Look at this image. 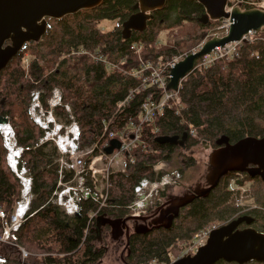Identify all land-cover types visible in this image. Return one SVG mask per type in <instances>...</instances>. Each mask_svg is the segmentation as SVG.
Here are the masks:
<instances>
[{
  "label": "trees",
  "instance_id": "obj_1",
  "mask_svg": "<svg viewBox=\"0 0 264 264\" xmlns=\"http://www.w3.org/2000/svg\"><path fill=\"white\" fill-rule=\"evenodd\" d=\"M240 1L248 5L249 0ZM137 3L138 0H104L94 9L60 19L48 18V30L43 38L26 44L21 56L3 70L0 78V211L12 214L24 199L22 179L8 161L9 149L1 129L3 121L13 126L17 146L23 148L19 169L26 168L33 182L27 216L14 232L16 239L0 240V258L5 260L0 264L96 263L98 258L90 251L88 242L92 240L90 230L97 220V217L91 220V216L100 203L92 197L83 198L81 210L74 215L54 203L59 182L69 183L75 172L63 170L61 174L60 151L55 141L42 142L48 131L35 120L31 108L39 93L45 110H51L49 101L59 89L62 101L53 108L54 116L64 125L79 124L82 150L102 138L107 127L104 119L109 122V130L100 141L102 148L110 140L108 132L126 126L129 119L139 122L142 104L148 98L159 99L164 93L157 84L145 80L150 71L139 72L146 61L164 64L182 51L181 40L173 45L162 44L161 33L170 25L203 24L198 18L206 10L197 0H168L163 9L153 12L154 18L149 20L145 31H134L129 39H124L123 23L137 11ZM106 19L115 22L107 30L101 26ZM209 25L212 23L205 26ZM253 33V37L249 34L242 40L233 57L218 59L202 71L195 69L183 79L180 96L185 106L180 114L176 113V108H168L154 121L143 125L144 143L127 155L128 170L109 176V195L102 211L114 207L127 209L137 198L136 187L144 179L161 181L169 173L164 169L156 171L155 165L170 161L179 146L159 143L157 138L161 135L182 136L191 123L197 128L198 136L189 135L190 146L204 140L217 146L216 141L222 135H228L233 143L247 136H264V33ZM134 45L140 51L132 48ZM136 89L120 112V102ZM226 186L228 188V179ZM231 194L230 191L217 192L215 198L218 201L232 198ZM203 205L200 207L214 209L211 202ZM233 206L236 207L234 197ZM210 211L204 213L205 218ZM4 232L0 217V238ZM174 242L166 243L163 236L157 234L149 244L137 243L135 264L169 261L168 248ZM23 250L28 253L26 257ZM179 252L176 250V254Z\"/></svg>",
  "mask_w": 264,
  "mask_h": 264
},
{
  "label": "water",
  "instance_id": "obj_2",
  "mask_svg": "<svg viewBox=\"0 0 264 264\" xmlns=\"http://www.w3.org/2000/svg\"><path fill=\"white\" fill-rule=\"evenodd\" d=\"M197 1L206 10L198 18L201 23L208 25L214 20L229 19L230 29L224 36L216 35L206 41L199 51L191 52L177 62L171 68L172 76L167 86L168 90L180 91L183 79L196 69L197 61L210 54L216 47L225 46L231 42H241L253 31L260 32L264 28V9L249 8L244 10L236 6L228 11L230 0ZM103 2L104 0H0V78L3 70L27 43L38 42L43 38L48 30V18L60 19L81 10L97 8ZM167 2L168 0H138L135 5L137 11L123 23L124 39H129L134 31H145L149 20L154 18L153 12L163 9ZM7 41H11V44L6 45ZM2 123L12 126L7 121ZM13 132L14 135H5L6 145L9 147V161L11 153L9 141L17 149L23 151L22 147L17 146L14 128ZM188 137V132L182 136L161 135L157 141L162 144L169 143L186 148ZM44 140H48V138ZM216 143L219 147L214 149L209 157L208 178L211 185L203 190H197L194 196L186 198L185 204L192 202L196 197L209 195L222 177L229 173L242 172L250 176L262 174V170H264V136H247L233 143L228 135H222ZM120 147L121 142L118 139H112L111 144L105 150L107 154H112L115 149ZM18 156L16 155L17 158ZM10 166L12 167V165ZM24 170L27 169L24 168ZM20 172L22 173V170ZM25 194L24 188L23 198H25ZM176 208L179 209L180 205H177ZM101 218V216H97L98 228ZM235 224L232 223L227 227L215 230L208 243L202 246L195 255L178 259L173 264H214L220 259L230 262L237 261L240 264L252 260L264 262V234L254 229L233 233ZM226 236H228L227 239H225Z\"/></svg>",
  "mask_w": 264,
  "mask_h": 264
},
{
  "label": "flooded vegetation",
  "instance_id": "obj_3",
  "mask_svg": "<svg viewBox=\"0 0 264 264\" xmlns=\"http://www.w3.org/2000/svg\"><path fill=\"white\" fill-rule=\"evenodd\" d=\"M8 44H11V41H7L6 45ZM22 50L15 58L21 56ZM188 142L189 137L186 141V148L178 145L179 153H182L177 158L179 168L172 170L173 177L170 180L164 183L159 181L164 186L159 187L156 194L151 195L145 207H140L138 200L135 199L125 210L114 207L98 215L102 217L99 221L100 226L98 228L96 220L90 230L92 240L88 242L90 251L98 258L97 264H135L138 253L137 243L142 246L149 244L157 234L162 235L166 243L175 241L167 252L172 264L183 257L195 255L202 246L208 243L215 230L232 223H236L233 233L254 229L264 234V170L262 174L259 173L256 176L244 173V179L236 181L245 192L233 189L235 188L232 185L235 173H229L222 177L209 195L196 197L192 202L185 204L186 198L194 196L197 190H203L211 185L208 178L210 163L207 166V174L192 176L184 174L188 163L189 167L195 165L194 157L197 146H190ZM202 146L204 151L210 154L219 147L207 140H204ZM227 191L232 193V198L219 201L215 198L217 192L227 193ZM241 193H245L246 196ZM233 197L236 207L233 206ZM241 198L247 201L245 206L239 204ZM204 202L214 204V209L210 211L207 208H201L200 205ZM177 205H180L179 209L176 208ZM137 208H140L139 212ZM206 211H210L208 218H205ZM93 229L96 230L93 231ZM196 238H199L200 245L196 250H192L191 245ZM227 238L228 236L225 237ZM176 250L180 252L176 254ZM214 264L240 263L220 259ZM244 264H264V262L252 260Z\"/></svg>",
  "mask_w": 264,
  "mask_h": 264
},
{
  "label": "built area",
  "instance_id": "obj_4",
  "mask_svg": "<svg viewBox=\"0 0 264 264\" xmlns=\"http://www.w3.org/2000/svg\"><path fill=\"white\" fill-rule=\"evenodd\" d=\"M240 43L241 42H231V43L226 44L225 46L216 47L210 54H207L204 57H202L201 62L196 65V69H199L200 71H202L203 68L208 67L209 65L213 64L218 59L233 57L235 54H237V47L239 46ZM132 48L137 49L136 45H134ZM179 61L180 59L178 56H175L168 62L164 64H160V65H155L151 61H146V63L143 66V69L139 73L144 74L146 71H150V75H147L145 80L157 84L161 89L164 90L163 91L164 93L161 96V98L159 99L148 98L142 104V114H141V118L139 122L129 119L126 122L127 124L126 126H123L122 128L115 129V130H112L111 132H108L110 140L108 141V143L105 144L104 148L100 146V141H102V138L109 130L108 129L109 122H107L106 119H104V122L107 123L106 124L107 127H106V130L103 132L102 138L96 143H94L92 146H89L83 150L80 149V146H79V138L81 134L80 126H78L79 134L77 136L73 134L69 135L70 138L73 141H75L76 145L74 147L68 146L67 149L62 148V151L59 150L61 152L60 153L61 155L58 161L61 166V170H60L61 174L63 173V170H73L75 172V176L73 180H71L69 183H66L67 184L66 188L63 187L61 188V190L55 191V195H58L61 197L60 204H63L64 206H66L69 213H78L81 210V206H80L81 200L83 198L88 199L92 197L96 201H98L100 205H99L98 210L92 214L91 220L97 217L102 212V210L104 209L107 203V198L109 195L108 190L110 186L107 179L111 174V170L113 169L114 172H115V169H117V171H120V170L124 171L126 168V165L124 167H120V166H116L115 164H117L119 159H121L123 156H126L127 158V155L131 153L135 147H137L139 144L144 143L142 140L143 125L145 123L154 121L156 118L159 117V115L164 114L166 109L168 108L169 109L176 108V113L177 114L181 113V110L185 105L180 96V91L167 89V86L172 76L171 68L174 67L176 63ZM137 90L138 89L131 91L129 95L121 102V106L128 104L130 100L133 98V96L135 95ZM60 96H62V94H60ZM61 100L62 98L60 97V101ZM60 103H57V104H60ZM68 108L70 109V107ZM3 124L4 123L1 124V127L3 126ZM44 128L47 129L48 126ZM188 133L191 137L198 136V130L194 126V124H191V123L189 124ZM112 139H118L121 142V147L119 149H116L113 154L108 155L105 152V149L106 147L110 145ZM21 155H19L17 158L18 170H19V160L21 158ZM105 155L107 157H105ZM131 160L132 162H135L134 158H131ZM101 162L104 163V166H100ZM9 164L12 165L10 161H9ZM22 170H24V168ZM16 172L19 174L18 171ZM26 173L27 172L24 173L25 176L31 179V187L29 189V192L25 194V198H24L25 200L23 199L21 202H19V205L17 206L16 210L12 214L7 213L5 210L0 211V217L3 220V226L5 228L4 235L0 238V240L2 241H8L11 237L16 239L14 232H16L20 228V226L26 219L29 205L31 202L29 195H31L32 182H33L32 177L27 176ZM19 176L22 179V182L25 188V183L23 180L24 177H21L20 174ZM234 177L235 178L232 182V185H234L235 188L233 189L243 191V187L238 186L236 181L243 180L245 177V174L242 172H235ZM168 179H169L168 175L164 176L161 182L164 183ZM75 181H78L79 183H81V185H85L86 183V187L84 188L83 194L80 197H78L76 201H74L75 198L72 196L69 197L70 199L64 200L65 199L64 196L66 194L68 193L70 194L72 190L76 191L78 189L76 186H74ZM105 182L106 184H104ZM59 183L63 184L61 181ZM149 183L151 182L145 179L137 187L136 192L137 194H139V197H141L143 200H146L148 198L147 193L143 191V188L147 187ZM99 189H101V192H98ZM27 200H28V205H27L25 212L23 213L19 212L22 204H24L25 201ZM71 202L73 203V205H71ZM246 203L247 201L244 198L240 199V203H239L240 205L245 206ZM72 206L74 209L71 210ZM86 232L88 233L89 229H87ZM199 245H200L199 238H196L194 243L191 245V249L196 250ZM23 255L24 257H26L28 253L25 250H23ZM4 261H5L4 259L0 258V262L3 263Z\"/></svg>",
  "mask_w": 264,
  "mask_h": 264
},
{
  "label": "rangeland",
  "instance_id": "obj_5",
  "mask_svg": "<svg viewBox=\"0 0 264 264\" xmlns=\"http://www.w3.org/2000/svg\"><path fill=\"white\" fill-rule=\"evenodd\" d=\"M243 3L244 2L240 1V0H230L227 9H228V11H230L232 8H234L236 6H239V7H241L244 10L245 9H249L248 8L249 6L251 8L264 9V0H249V1H246V3L248 5L243 4ZM171 23H172V20L170 21V24ZM114 25H115V22L112 21V20H108V19L102 21V23H101V26L105 30L112 28ZM230 25H231V23H230L229 19L214 20V21H212V25H209V26H205L203 24L199 25V24H190V23L185 24V27H177L175 25H170V26H168L166 28V30H164L161 33L160 42L162 44H167L168 43V44L173 45V44H175L176 41H180L181 40V42H182L181 43V45H182V47H181L182 49L181 50L182 51L177 56L179 57L180 60H182L189 53L194 52V51L195 52L199 51L206 41L212 39L216 35L224 36L225 34H227L229 29H230ZM260 32L264 33V30H261ZM253 35H255V34L252 32L249 37H253ZM190 50H191V52H190ZM196 65H197V63H196ZM36 94L37 95H35V97H34V103H33L32 108H31V113H32L33 117L35 118V120L41 126H44V127L48 126V128H47L48 132H46V137L45 138H48V140L55 141L58 149L60 151H62V146H60L61 143L59 142L60 144L58 145V141L59 140L57 141V137L59 135H63V136L64 135L65 136L70 135L69 134V132L71 131L70 127L72 126V124L74 122L71 125H64V124L59 123L57 118L54 116L53 108L57 105V103H60L62 101V100L60 101V97L62 98V96H60L61 91L59 89H56L54 91V95L49 101L51 110H49L48 112L45 110V108L43 107L42 103L40 102L39 93H36ZM126 105L121 106V102H120V112ZM50 116L54 117L53 122H51V123H50V118H49ZM57 123H59L62 128L59 129V131H58L59 134L56 135L54 133L56 132L55 131V128H56L55 126H57ZM74 124H77L79 126V124L77 122L74 123ZM77 125H76V128H77ZM2 129H4L3 126H2ZM72 131H73V128H72ZM73 132L75 133V135L78 134L75 131H73ZM70 133H72V132H70ZM45 141H47V140H44L42 142H45ZM203 142L200 143L199 145H196L197 146L196 149H195L196 150L195 151L196 156L194 157L195 158V160H194L195 161V165H194V167H189V163H188L187 167H185L186 168L185 169V173H184L185 175L192 176V175H204L205 173L207 174V172H208V167L207 166H208V163H209V155H210V153L207 152V151H204L203 146H202ZM69 143L70 142L68 140L67 144H69ZM106 143H108V142H106ZM106 143H104V146H105ZM115 150H114V152H115ZM105 152H106V150H105ZM181 154L182 153H179V148H177V151L175 152V154L173 155V158L170 161H160L157 165H155V169L157 171H161L163 169L165 171H169V173H167L165 176L168 175L169 180H170L173 177V173H172L173 171L172 170H174L177 167L179 168V166H180V164L177 163V158H178V156H181ZM108 155H111V154H108ZM105 157H107V156L105 155ZM127 164H128V158H126V156H123L121 159H119L118 163L115 164V165L116 166H120V167H124L126 165V168L123 171V172H126L128 170ZM100 166H104V163L101 162ZM120 171H122V170H120ZM26 172H27V170H26ZM117 172H119V171H117V169H115V172H114L113 169L111 170V173H117ZM26 175H28V173H26ZM176 175H178V174H176ZM107 180H108V182L110 184L109 177H108ZM146 180H149V179H146ZM149 181L151 183H149L147 185V187L143 188V191L146 192L147 196H148V198L145 201H143V199L141 197H139V194H137V192H136V196H137L136 199L138 200L137 203H138V205L140 207H145L146 204H147V201H149L151 199V195L156 194L157 189H159V187L164 186L163 184H160L159 181H151V180H149ZM104 184H106V182ZM66 186H67V184L59 183L58 190L60 188H63V187L66 188ZM74 186H76L78 189L76 191L72 190V192L70 194L69 193L66 194L64 196V198H65L64 200L70 199L69 197L72 196V197L75 198L74 201H76L77 198L80 197L83 194L84 188L86 187V183H85V185H81V183H79L78 181H75ZM137 187H136V190H137ZM98 192H101V189H99ZM241 194H244L246 196L245 193H241ZM241 194H239V195H241ZM31 196L32 195H29V197H31ZM60 199H61V197L57 195V198H53V201H54V203H57V204L61 205L63 207V209L68 214H70V215L76 214V213H69L67 208H66V206H64L63 204H60V201H61ZM71 205H73V203H71ZM72 209H74L73 206H72L71 210ZM139 211H140V208H137V212H139ZM0 263H2V262H0ZM95 264H97V263H95ZM160 264H172V261L171 260L162 261Z\"/></svg>",
  "mask_w": 264,
  "mask_h": 264
},
{
  "label": "bare ground",
  "instance_id": "obj_6",
  "mask_svg": "<svg viewBox=\"0 0 264 264\" xmlns=\"http://www.w3.org/2000/svg\"><path fill=\"white\" fill-rule=\"evenodd\" d=\"M50 118V122H52L53 121V119H54V117L53 116H50L49 117ZM76 125L77 124H73L71 127H70V129H71V132L75 135V133L73 132V131H75L76 133H78L79 134V128H78V125H77V128H76ZM56 128H55V133L54 134H59V129H61L62 127H61V125H59V123H57V126H55ZM3 128H4V130H5V135H8V136H11V135H14V132H13V128H12V126H10V125H7V124H3ZM72 128H73V131H72ZM10 134V135H9ZM77 134V135H78ZM77 135H75V136H77ZM59 140V141H58ZM69 140V142H70V145H67V141ZM9 141V140H8ZM57 141H58V143L60 144V146H62V148H64V149H67L68 148V146H75L76 144H75V141H73L71 138H70V136L69 135H67V136H63V135H59L58 137H57ZM9 145H10V148H11V150H10V163H12V165L15 167H13L16 171H18V166H17V157H16V155H20V153L22 152V150L21 149H17V147L16 146H14L13 145V143H11V141H9ZM20 174H21V177H24L23 178V180H24V183H25V191H26V193L27 192H29V189H30V187H31V179H29L28 177H26L25 176V170H22V173L21 172H19ZM26 177V178H25ZM72 203V202H71ZM27 205H28V200L27 201H25V203L24 204H22V206H21V208H20V210H19V212H21V213H23V212H25V210H26V208H27Z\"/></svg>",
  "mask_w": 264,
  "mask_h": 264
},
{
  "label": "clouds",
  "instance_id": "obj_7",
  "mask_svg": "<svg viewBox=\"0 0 264 264\" xmlns=\"http://www.w3.org/2000/svg\"><path fill=\"white\" fill-rule=\"evenodd\" d=\"M7 124V123H6ZM10 124V123H9ZM43 127V126H42ZM1 129H2V127H1ZM3 130V129H2ZM4 133V132H3ZM5 135V134H4ZM18 172H20V169L18 170Z\"/></svg>",
  "mask_w": 264,
  "mask_h": 264
},
{
  "label": "crops",
  "instance_id": "obj_8",
  "mask_svg": "<svg viewBox=\"0 0 264 264\" xmlns=\"http://www.w3.org/2000/svg\"><path fill=\"white\" fill-rule=\"evenodd\" d=\"M60 125V124H59ZM25 172H26V170H25ZM30 199H32V196L30 197Z\"/></svg>",
  "mask_w": 264,
  "mask_h": 264
}]
</instances>
